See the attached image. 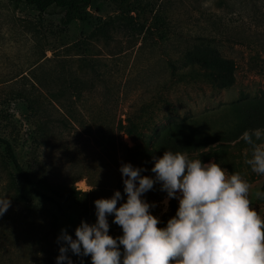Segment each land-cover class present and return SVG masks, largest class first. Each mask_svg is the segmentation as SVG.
Here are the masks:
<instances>
[{
  "label": "rangeland",
  "instance_id": "1",
  "mask_svg": "<svg viewBox=\"0 0 264 264\" xmlns=\"http://www.w3.org/2000/svg\"><path fill=\"white\" fill-rule=\"evenodd\" d=\"M155 14L162 25H155ZM58 16L0 0V139L11 145L25 170L34 164L53 185L73 184L78 191L65 198L57 188L63 194L56 197L60 209L32 195L0 141V196L11 201L0 216V264H57L52 254L63 242L58 240L62 230L76 239L81 221L95 224L97 199L120 191L117 207L126 202L120 168L128 163L119 144L133 142L115 133L117 152L108 157L102 119L141 117L156 131L169 126L170 138L193 146L187 155H202L220 147L199 145L205 135L243 121V108L232 105L257 100L264 112V0H92L82 19L68 26ZM104 22L112 31L96 34ZM193 54L219 72L228 87L179 82L172 71L192 64L202 68ZM77 79L88 86L80 98L66 90ZM70 115L83 127L69 123ZM252 119L246 124L257 122ZM244 131L225 140L224 151L204 163L239 173L250 184L252 207L264 217V198L256 196L264 193V175L246 163L252 152L240 139ZM154 164L144 167L146 176L154 178ZM73 178L78 180L72 183ZM33 181L38 191L54 194ZM154 187L142 199L155 204L151 214L167 224L170 199L165 205L167 193L148 197ZM28 204L38 212H30ZM107 219L108 234L121 236L114 214Z\"/></svg>",
  "mask_w": 264,
  "mask_h": 264
},
{
  "label": "clouds",
  "instance_id": "2",
  "mask_svg": "<svg viewBox=\"0 0 264 264\" xmlns=\"http://www.w3.org/2000/svg\"><path fill=\"white\" fill-rule=\"evenodd\" d=\"M251 149L246 161L251 171L264 175V130H246L241 138ZM126 202L116 191L110 199H97L95 224L81 221L75 237L62 230L57 264H73L67 256H90L91 264H264V217L252 207L250 184L239 173H231L212 161L202 163L181 152L165 151L151 171L124 164L120 168ZM161 185L169 199L178 200L175 216L165 227L151 214L143 194ZM256 196L264 198V193ZM11 206L0 196V216ZM122 235H109L107 217ZM121 246L123 251H121Z\"/></svg>",
  "mask_w": 264,
  "mask_h": 264
},
{
  "label": "trees",
  "instance_id": "3",
  "mask_svg": "<svg viewBox=\"0 0 264 264\" xmlns=\"http://www.w3.org/2000/svg\"><path fill=\"white\" fill-rule=\"evenodd\" d=\"M11 3H22L39 13H58V21L63 26H68L72 22L82 19V10L87 7L92 0H8ZM155 25H162V20L156 14L153 17ZM112 25L109 22H104L100 28H98L97 33L99 35H109L110 31H112ZM161 34V32H159ZM159 34V35H160ZM193 57L196 59L197 63H199L202 68L191 66L186 67V69H182L181 71H172V74L176 77L179 82L184 83H206L212 86L217 87L218 89H222L228 87L229 82L225 83L223 77L219 72L215 70H210L207 68V61L202 58L198 54H193ZM88 61V60H84ZM85 63V62H83ZM66 90L69 94H72L76 98H80L83 96V93L88 90V86L84 88L79 84V80H75V83L72 82L67 85ZM260 102L257 100H249L240 102L238 104L232 105L233 107H242L243 108V121L237 122L233 127L217 132L216 134H208L204 136V140L199 142V145H211L218 144L220 147L211 152H205L202 155H188L190 159H200L202 163L209 161L216 153L223 152L224 148L222 145L225 140L233 139L235 137V133H237L241 129L245 130H254L257 128H264V112L261 111L260 108L256 107V104ZM252 105V107H250ZM252 118H256L257 122L254 124H246L251 121ZM69 123H77L81 128L83 127L82 120H78L74 116L70 115L68 117ZM253 122V119H252ZM93 128L95 131L99 130L96 125V120L92 119ZM101 129L106 132L105 143L108 144V157L115 154L117 152V146L115 144L116 139L114 138L115 133L125 134L128 136L133 142L132 146H128L127 144L120 142L119 148L122 153V157L124 162L131 164L134 168L149 167L151 164L156 162V159L161 158L165 151L172 152H181L184 154H189L194 151L193 146H189L190 143H185L182 140L172 139L168 136L169 126L166 129L161 131H156L151 126V120L142 119L141 117H126L124 120L119 119L115 122V120L102 119L101 120ZM1 142L5 144L7 155L11 160L16 172L19 175V178L26 184L29 192L32 195H36L40 197L45 202L51 203L55 205L58 209H60V204L56 197H61L63 194L61 192L56 191L57 188L62 189L64 191L65 198H74V196L78 193V191L74 188L73 184L68 186L66 185H53L51 183L50 178L45 172L39 171L34 164L29 165V170H25L17 161L14 156L11 145L5 140L0 139ZM103 143V142H102ZM102 144V145H105ZM104 147V146H103ZM106 148L104 147V150ZM112 161V159H109ZM144 171L141 172L142 176H146ZM34 180L39 182L42 185L49 187L52 191H54L53 195L38 191L35 188ZM78 180V178H73L72 183ZM155 190L152 192L153 194H149L148 197L158 198L160 195L165 194L166 192L161 191V185L154 187ZM59 190V189H57ZM172 214H169V219L175 216L176 204L175 200H169ZM28 208L30 212L37 213L36 206L28 204ZM166 224L160 223L158 227H165ZM64 245V242L57 244L53 251V256L57 261V257L60 255L59 249ZM67 256L72 260L73 264H79V260L86 261L85 264H91L90 256H77L73 254L70 250L67 253ZM67 263V261H64Z\"/></svg>",
  "mask_w": 264,
  "mask_h": 264
}]
</instances>
